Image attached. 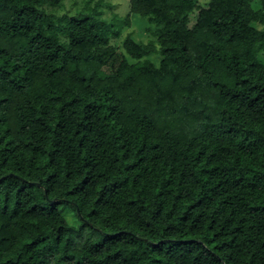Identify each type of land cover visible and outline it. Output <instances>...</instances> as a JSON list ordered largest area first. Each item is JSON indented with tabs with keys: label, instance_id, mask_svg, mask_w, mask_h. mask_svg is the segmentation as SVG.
I'll list each match as a JSON object with an SVG mask.
<instances>
[{
	"label": "trees",
	"instance_id": "1",
	"mask_svg": "<svg viewBox=\"0 0 264 264\" xmlns=\"http://www.w3.org/2000/svg\"><path fill=\"white\" fill-rule=\"evenodd\" d=\"M62 1L0 0V264H264V0Z\"/></svg>",
	"mask_w": 264,
	"mask_h": 264
},
{
	"label": "rangeland",
	"instance_id": "2",
	"mask_svg": "<svg viewBox=\"0 0 264 264\" xmlns=\"http://www.w3.org/2000/svg\"><path fill=\"white\" fill-rule=\"evenodd\" d=\"M200 4L205 5L210 0H197ZM98 4L97 11H101L100 18L105 22L112 23L114 25H120L126 16L129 14V3L128 0H63L59 8L55 9L54 12L58 14L75 15L80 12H85L84 9H89ZM196 18V12L190 15L189 24H192ZM129 27H123L121 37L113 41L114 44L119 48V52H122L120 48V41L124 36L130 34L131 37L140 42L149 41V34L145 31V28L150 26L148 20L145 17L139 15L129 16ZM263 58V56L261 55ZM151 59L159 58L158 55H151ZM64 216L68 223L76 225L79 222L74 212L68 206L63 207ZM75 222V223H74Z\"/></svg>",
	"mask_w": 264,
	"mask_h": 264
}]
</instances>
